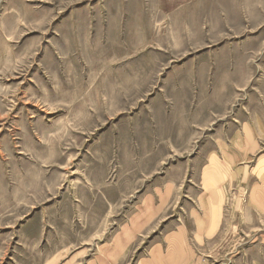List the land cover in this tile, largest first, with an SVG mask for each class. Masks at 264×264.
Returning a JSON list of instances; mask_svg holds the SVG:
<instances>
[{"label": "rangeland", "instance_id": "374dc122", "mask_svg": "<svg viewBox=\"0 0 264 264\" xmlns=\"http://www.w3.org/2000/svg\"><path fill=\"white\" fill-rule=\"evenodd\" d=\"M255 116L264 0H0V264H85L167 189L125 264L182 224L198 264H264V217L202 240L192 216L204 160Z\"/></svg>", "mask_w": 264, "mask_h": 264}, {"label": "crops", "instance_id": "0c3cea01", "mask_svg": "<svg viewBox=\"0 0 264 264\" xmlns=\"http://www.w3.org/2000/svg\"><path fill=\"white\" fill-rule=\"evenodd\" d=\"M253 120V123L252 119L247 120L235 128L227 142H220L217 150L211 152L202 164L201 195L197 203L199 211H195L197 216L191 214L202 240L211 239L221 231L228 213L233 218L238 215L243 223L251 222V218L258 221V217H264V148L261 144L264 116H255ZM236 184L247 193L246 205L231 195L232 186ZM169 195L167 189L164 199L156 203L149 200L138 206L135 215L119 227L110 242L101 244L94 257L85 264H125L130 249L161 214ZM227 196L232 199L228 201ZM188 238V228L184 224L164 232L134 264H198V250L189 246ZM78 256L75 255L63 264H78L81 258ZM23 259H16L15 264H27ZM60 259L61 252L54 254L51 261H43L42 264H55Z\"/></svg>", "mask_w": 264, "mask_h": 264}]
</instances>
